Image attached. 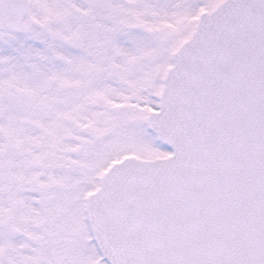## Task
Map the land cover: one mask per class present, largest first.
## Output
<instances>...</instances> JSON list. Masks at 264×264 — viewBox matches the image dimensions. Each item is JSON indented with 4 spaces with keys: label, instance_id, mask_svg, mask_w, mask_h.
Here are the masks:
<instances>
[{
    "label": "snow or ice",
    "instance_id": "obj_1",
    "mask_svg": "<svg viewBox=\"0 0 264 264\" xmlns=\"http://www.w3.org/2000/svg\"><path fill=\"white\" fill-rule=\"evenodd\" d=\"M0 264H264V0H0Z\"/></svg>",
    "mask_w": 264,
    "mask_h": 264
}]
</instances>
